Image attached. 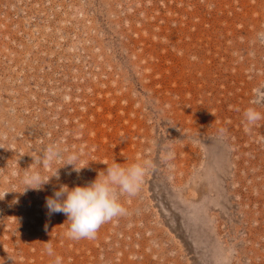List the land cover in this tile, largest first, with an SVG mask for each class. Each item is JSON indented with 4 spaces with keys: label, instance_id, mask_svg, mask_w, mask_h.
<instances>
[{
    "label": "rangeland",
    "instance_id": "1",
    "mask_svg": "<svg viewBox=\"0 0 264 264\" xmlns=\"http://www.w3.org/2000/svg\"><path fill=\"white\" fill-rule=\"evenodd\" d=\"M49 145L63 158L35 163ZM145 161L94 239L45 206L104 163ZM30 165L59 178L24 191ZM57 255L264 264V0H0V264Z\"/></svg>",
    "mask_w": 264,
    "mask_h": 264
},
{
    "label": "clouds",
    "instance_id": "2",
    "mask_svg": "<svg viewBox=\"0 0 264 264\" xmlns=\"http://www.w3.org/2000/svg\"><path fill=\"white\" fill-rule=\"evenodd\" d=\"M244 115L250 125L262 119V114L254 108L247 109ZM64 151L66 150L60 149L57 145H49L43 157L34 158V162L47 166L54 160L62 159ZM78 157L79 153H70L62 166L71 165L73 170L79 173L85 166L76 165ZM104 164L106 165L104 171H99L92 181L76 184L73 187L61 184L52 196L45 199L49 213H62L70 222L65 235L71 240L94 239L101 225L114 217L124 215L126 209L119 197L124 194L131 197L138 193L149 162H134L127 166H122L118 162L111 165ZM59 168L47 179H43L39 172L31 168V165L25 168L24 191L41 189L53 176L58 179ZM46 251L49 256L54 254L51 243L46 244ZM55 264H62V257L57 255Z\"/></svg>",
    "mask_w": 264,
    "mask_h": 264
}]
</instances>
